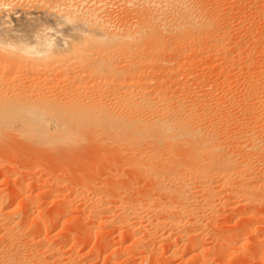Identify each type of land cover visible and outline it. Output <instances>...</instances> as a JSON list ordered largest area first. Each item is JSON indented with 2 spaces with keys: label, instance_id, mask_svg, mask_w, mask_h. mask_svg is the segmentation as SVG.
<instances>
[{
  "label": "bare ground",
  "instance_id": "6f19581e",
  "mask_svg": "<svg viewBox=\"0 0 264 264\" xmlns=\"http://www.w3.org/2000/svg\"><path fill=\"white\" fill-rule=\"evenodd\" d=\"M32 1L0 0V146L4 147L3 149L11 148L9 145L12 147L18 145L19 148L25 149L28 147L29 149L32 148L31 150H37L44 155L47 153L46 155H53L59 159L64 157L75 158L76 155L79 156L82 153V155H85V151L87 154L88 152L93 154L94 149H100L101 151H96V154L98 152H103L102 154H105L104 152L111 153L110 157L112 158L108 157L109 159H116L118 162L127 165L126 167L135 164L131 167L134 166L135 169L137 166L141 171L138 173H143L142 178L145 176L144 180L148 181L146 182V184H149L148 189H150L148 191L146 188L148 194H154L157 198L160 196L163 201L167 199L165 202H158L157 198H155L157 200H151L149 199L150 195L145 194L147 197L145 202H148L145 205L142 199L143 196L140 198L141 193H137V198L135 197L136 193L133 195L132 191L129 194L134 196L133 200L128 197L129 194L120 197L121 202L118 198L119 207H121V213L119 212L121 223L133 238L130 245L133 251L138 253L140 261L144 264H160L158 261L162 257L160 252L161 243L155 242L154 239L159 237L162 240L173 237L175 242L183 241L184 246L187 245L188 252L191 256L193 255L191 259H196L199 254L200 257L202 256L200 264L202 262L207 264L206 255L203 257V255H200L202 252L197 253L196 248L198 247L199 236L204 233V227L209 226L211 216H215L220 209H217V204H220L219 207L223 206L221 209L224 207L228 209L227 207L232 205L231 202L235 199L252 205L256 203L260 206L264 205V68L262 67L261 70L260 67H257L260 71L256 70L257 73L251 76V80L250 77H247L250 80L249 83H246L249 92L245 88L243 89L245 86L242 89L245 90L244 93H252V99L249 102L244 100L248 104L247 106L243 102L246 106L244 109L245 117L243 113L245 119L240 120V126L244 128L240 131L239 126L238 131L240 132L236 128L238 133L231 134L230 124L237 121L238 125L239 119L236 120L228 113L229 119L226 121L228 124L224 122L226 124L225 129L221 126L223 121L220 118L213 117L214 106L212 105L213 108H211V104H213L211 103V97H213L214 92H211L210 98L207 94H204L206 91L201 92L202 95L198 92L194 93L195 90L193 93L188 94L186 93L188 90L185 92L183 87L176 85L182 82H177L174 78L176 71H181L177 72L178 74L183 73L182 70L185 67L183 57L180 56L185 55L186 58V54L189 52L194 53L195 49L197 55H199L198 52H200V49L202 52L203 48L198 49L201 42L209 44V49L206 50L209 52H218L216 51L218 48H224L223 52L221 51L225 54L224 57L228 54L226 47L230 43L236 42L229 41V29L220 26V22L223 20L221 21L217 16L210 13V10L207 11L202 6V2H199V0H160L158 3L159 11L154 7L152 11H145L140 6L130 9L129 12L126 6L128 10L124 12L125 18L123 16L124 19L116 18V20L110 16L111 13H109L110 15L105 13V7L101 4L106 0L103 2L102 0H54V3L52 0H36V2L33 1L34 3ZM146 1L149 2V0ZM128 2L132 3L133 1L129 0ZM121 10L124 11L122 8ZM121 10L120 15L119 13H116V15L121 16ZM126 16H130L131 21ZM132 18L134 19L132 20ZM239 40L241 41V39ZM182 42L187 43L185 45L188 49L179 46ZM259 42L252 45L251 49L254 50L260 44ZM184 44L183 46H185ZM207 44H203V46L206 45L207 47ZM230 53H233V51ZM238 54L239 57L240 53ZM197 55L195 54L196 58ZM210 55L212 54L210 53ZM214 55L210 57L217 59ZM191 56L188 55L187 58ZM229 56L228 59H230ZM177 57H180L184 63L178 61ZM221 57L223 58L222 55ZM241 58L242 56L238 59L241 60ZM224 59L226 60V58ZM189 62L187 63L189 64ZM200 62H198L199 65ZM191 65H189L190 67L186 65V67L192 68ZM229 65L226 67L229 68ZM231 65L237 67L233 63ZM250 65L252 66V63ZM211 66L215 67L214 64H211ZM254 67L256 68V65H253L252 68L254 69ZM160 69L165 71V73L163 72V75L165 74L163 78H159L157 75ZM229 70L231 69H228V72H230ZM189 71H194V69ZM218 73L220 72L218 71ZM243 73L245 72L243 71ZM229 74L231 73H227V75ZM178 76L177 79L179 80ZM183 79L181 78V81ZM222 79L225 80L223 77ZM205 81L207 80L203 82ZM185 82L187 81L185 80ZM228 82L231 83V80L229 79ZM240 82L238 80V84ZM244 82H247V80ZM221 83H223L222 80ZM224 83L227 82L224 81ZM185 84L181 85L185 86ZM224 85L228 86V84ZM190 86L189 88L192 90L189 91L191 92L194 86ZM216 87L218 86L216 85ZM217 89H215L216 93H218ZM236 91L239 92L238 89ZM234 92L233 94H236ZM219 93L217 96L222 98L224 93L221 91L223 93L221 96ZM230 94L229 96H231ZM249 96L244 97L249 98ZM224 98L223 100L218 99L223 103ZM218 99H216V102L214 100L212 102H215L217 106L221 104L222 107V103ZM225 101L227 104L228 100L225 99ZM221 107L219 106V109ZM230 107L232 106L230 105ZM227 109L225 108L221 112ZM217 111L216 113H218ZM233 111L235 113V110ZM232 112H230V115ZM224 117L227 116L222 115V119ZM239 117L236 115V118ZM221 127L225 131L227 127H230V130L228 129L230 134L223 131L222 135H225L223 137L221 132H218V128ZM232 130L234 131V129ZM18 146L14 149H18ZM112 153L117 158H114ZM72 154L74 155L72 156ZM42 156L40 155V158ZM93 156L95 155L93 154ZM86 159L88 158L86 157ZM116 160L112 162H116ZM88 161L91 160L88 159ZM111 161L106 162L112 165ZM126 162L128 164H125ZM92 164L94 165V163ZM121 167H123L122 164ZM131 167L129 166L132 170ZM129 168H126V170L129 171ZM43 169H45V166H43ZM86 170L84 172H87ZM109 170L113 171L112 169ZM60 171L67 173L64 172L66 170L60 169ZM106 173L105 175H107ZM62 175L64 177L65 174ZM86 175L88 177L89 174L86 173ZM101 176L103 175L95 177L99 179L98 177ZM111 176L115 177L112 174ZM109 177L104 176L107 182H111L110 180L113 179L111 177L112 179L109 180ZM127 177L129 178V176ZM56 179H59V177ZM101 180L98 181H101L102 187H105L108 183L103 179ZM123 180L126 179L123 178ZM73 182L75 181L73 180ZM80 182L82 181L80 180ZM49 184H53V181ZM85 184H87L85 185L87 187L93 186L92 188L97 185L92 180L87 181ZM137 184H139L138 181ZM98 185L100 187V184ZM136 185L134 186L136 187ZM46 187L49 189L48 186ZM101 189L100 187L99 191L97 190L99 193H96L99 196L102 194L104 197L105 193ZM96 193L94 194L97 195ZM162 196L166 198L164 199ZM29 197L26 196V199ZM14 198L15 196L10 201L13 202ZM139 198L142 200H139ZM96 200H98V196ZM62 201L64 200L62 199ZM105 204L107 205V203ZM28 206L30 207V205ZM104 206L102 205V207ZM2 207V204H0V264H31V262L35 264H74L71 260L69 262L68 258L62 255L56 247L51 246L47 242L48 239L46 242L50 246L43 243L44 250L42 253L25 255L27 252L24 254L19 248H22L26 239L30 240V237L24 238V244L20 245L21 240H23L22 237L25 236L24 232L29 233L26 230L29 226H27L28 224L25 225V220L22 219L21 215V218H16L11 214L13 212L10 213L9 211L8 214H5L4 212L7 210L2 212ZM29 207L24 212L26 215L35 216L36 222H34L35 220L31 221L44 223L43 225H45V220L42 219V223L40 217L41 221L37 219L39 211L35 208H32L34 209L32 210ZM106 207L108 208V206ZM106 207H104L105 211ZM91 208L95 210L94 207ZM100 208H96V210H102ZM144 209L147 210L146 214L144 213L145 216L148 214L153 215L151 217L153 220L150 218L152 220V225L150 224L152 232L151 229H146L142 220L140 221L141 218L139 219L141 213L144 215L142 212ZM95 216L97 217V215L93 217ZM60 217L61 215L58 212L49 221L56 225ZM143 219L146 220L147 218L143 217ZM23 225L27 228L25 229ZM185 226H188L189 230L185 228V231ZM142 230L144 232L150 231L149 238L145 239L146 241L140 235ZM83 231V233H86V231L88 233L89 229ZM98 232L100 231L98 230ZM185 232L191 235L192 242L191 238L190 242L188 240L187 243L185 242L187 236ZM190 232L194 234L192 235ZM233 234L232 238L234 237ZM36 239L44 241L46 238L42 240L37 236ZM36 239L32 238L31 240L34 242ZM30 242L28 241V243ZM154 243V249H148L149 245ZM28 246L31 245L28 244ZM38 247L36 250H39ZM33 249L34 247L28 253L38 252ZM40 249L42 250L41 245ZM177 250V248L176 250L173 249L170 253L175 257ZM44 256L45 258H43ZM199 258L198 260H200Z\"/></svg>",
  "mask_w": 264,
  "mask_h": 264
},
{
  "label": "rangeland",
  "instance_id": "374dc122",
  "mask_svg": "<svg viewBox=\"0 0 264 264\" xmlns=\"http://www.w3.org/2000/svg\"><path fill=\"white\" fill-rule=\"evenodd\" d=\"M33 1L36 2V0H33ZM33 1H32V3H34ZM55 1H57V0H55ZM95 1H99V0H95ZM103 1L104 0H102V2ZM128 1L129 0H106L101 5L105 7V13H108V15H110L109 13H111L110 16L112 18H115V19L119 18L121 20H122L123 16L125 18L124 12H126L128 9H129L128 10L129 12L131 11L130 9L137 8L140 6L145 11H152L153 7L157 8L158 11L160 9L159 4H158L160 2V0H149V2H147L146 0H132L133 1L132 3H129ZM52 2L54 3V0H52ZM199 2H202L201 3V4H203L202 6L204 8H206L207 11L210 10L209 11L210 13L217 16L218 19H220L221 21L223 20L222 22H220L221 23L220 26H222L223 28L229 29V32H230L229 38H228L229 41H232V43L236 41L235 43H237V44L233 43L234 44L233 45L230 43L231 45L229 44V46L226 48H227L228 54L232 51H233V53H230L229 54L230 56L227 54L224 57L225 54L221 53V51L223 52L224 48L220 47L221 50H220V48H218L216 50L218 52H209V51H206L209 49V44H207V42H201L200 43L201 46L199 45L200 47H198V49L203 47L202 52L200 49V52H198V53H199V55H202V56L197 55L196 49L194 50V48H192L194 51L191 49L197 55V58H199L198 60H196L197 58H196L195 54L190 53V52L188 54H186V58H185V55L180 56V57H183L182 60L186 64L181 60L180 57H179L180 60L177 57L178 61H182L184 63L185 67H184V70H182L183 73L178 74L177 72H179L180 70L176 71L175 75H177V74L179 75V76L177 75L179 77V80L177 79V76H175V75H174V78H176L177 82H180V83L182 82L181 84H183V85L185 83H187V84H185V86H182L181 84H178V83L176 85H178V86L180 85L179 87H181V88L183 87L185 92L188 90V92H186L188 94L193 93L195 90L194 93L198 92V94L202 95L206 91L204 94H207V96H209V98H210L211 97L210 94H212L214 92L212 94L213 97H211V98H212V101L214 100L215 102H216V99L220 98L221 100H223V97H225L223 103L220 99H218L219 102L222 103V107H221V104L217 106V105H215V102L211 101V103H213V104H211V108H213V106H214V108L216 110L217 108L219 109V106L221 107L219 110L217 109L218 111L216 110L218 113H216V111L213 108V112L216 113V114L213 113V117L214 118H220L221 121H223L221 126H223L224 129L226 126L225 123L228 124V122H226V121L229 119V116L235 118L236 120L239 119L238 125H237V121L230 124L231 126L228 125L231 127V130H230V127H227L226 131L222 127L218 128L219 130L217 129L219 133L221 132V135L224 133L223 131L227 132V134H230L229 133L230 131H231V134L232 133L235 134V133L240 132L241 131L240 129L243 130V128H244V127L240 126L241 125L240 120L245 117V112H244L245 110L244 109L248 105L246 102H249L252 99V97H251L252 93L247 94L246 92L245 93L243 92V91L247 90L248 85L246 86V83L250 82V80L252 78L251 76H254V74H256L257 71H260V69L262 67L264 68V16H263L264 15V0H199ZM107 4H110V5H107ZM126 6L128 7V9ZM119 8H120V10H121V8L124 10V11L121 10V14H122L121 16H119L120 15ZM118 10H119V12H118ZM113 13H114V15L112 16ZM116 13L117 14L119 13V15H116ZM126 18L130 19L131 17L126 16ZM133 19L134 18H132V20ZM130 21H131V19H130ZM223 24H225V25H223ZM239 39H241V41ZM239 42L241 43V45H239L240 44ZM258 42L260 44L257 45V47L254 50L251 49L252 45L257 44ZM183 44H184V42H182V44H180L179 46L188 49L186 47L187 43H185L186 45L184 44L185 46H183ZM203 44H207L208 48L206 47V45L203 46ZM238 46H240V47H238ZM249 49H250V51H249ZM207 52L209 53V55ZM206 53H207V56H206ZM210 53L212 55H210ZM217 53H218L219 57H217L218 56ZM238 53H240L239 57H238V55H239ZM172 54H174V53H172ZM188 55L189 56L192 55L190 58L188 57L189 60L191 59L190 62L187 58ZM213 55L216 56L217 59H215V57L213 59H212V57H210ZM221 55L223 56V58L222 57L220 58ZM175 56H176V54H175ZM228 56L230 59H228ZM241 56H242L241 60L238 59ZM235 57H238V58H235ZM192 58L194 59L196 64L193 63L194 61L192 62V60H193ZM224 58H226V60ZM186 59H187V61H186ZM242 59L244 62L242 61ZM227 60H229V61H227ZM231 60H234L235 62L231 61ZM236 60H237V64H236ZM187 62H189V64ZM198 62H200V65L198 64ZM202 62H204V63H202ZM249 62H250V64L252 63V66L249 64ZM191 63H192V65H191ZM232 63L234 65H237V67L231 65ZM194 64H195V66H194ZM211 64H214L215 67H212L213 65L211 66ZM226 64L229 65V68L226 67L227 66ZM240 64H241V66H240ZM246 64H247V66H246ZM186 65H188V66L191 65L192 68H188V66L186 67ZM238 65L242 69H240L238 67ZM243 65H245V66L243 67ZM253 65L254 66L256 65V68L254 67V69H253L252 68ZM194 67H196L197 70ZM257 67L258 68L260 67V69H258ZM223 68H224V70H223ZM226 68L231 69V70H229L230 72H228V69L226 70ZM187 69H188L189 73L187 72ZM193 69H194V71H189V70H193ZM244 69L245 70L247 69V70L245 71ZM160 70H159V74H157V75L159 78L160 77L163 78L165 76V74L163 75V72L165 73V71L161 70V73H162L161 74ZM220 70H222V71H220ZM238 70L239 71L242 70V71L239 72ZM248 70H249V72H248ZM218 71L220 73H218ZM243 71L245 73H243ZM173 72H175V70H173ZM226 72L231 73V74L227 75ZM250 72H252L253 74H251ZM241 73H242V75H241ZM153 74H155V73H153ZM181 74H183V75H181ZM192 74H193V76H191ZM219 74L221 77L219 76ZM245 74H246V76H245ZM160 75H162V76H160ZM224 75H225V77H224ZM180 77L182 79L183 78L184 79L181 81ZM222 77L225 79L224 81H226L227 83H224ZM247 77H250V80ZM228 78L231 80L232 86H231V83H229L230 81L228 82V80H229ZM201 79L202 80L204 79L207 81L210 80L211 83H210V81L208 83H205L207 81L203 82L204 80L201 82L200 81ZM215 79H216V81H214ZM245 79L247 80V82H244V81H246ZM185 80L187 82H185ZM221 80L223 83H221ZM238 80H239V82L241 81L240 84H238ZM190 81L191 82L194 81V83H192L193 85L191 84ZM198 81H200V82L198 83ZM234 82H235V84H234ZM188 83H190L192 87L194 86L193 91H191V92L189 90H192V89L189 88L190 84H188ZM202 83H203V85H202ZM224 84H228V86L224 85ZM198 85L202 86L203 88L198 86ZM206 85H209V86H206ZM216 85L218 87H216ZM239 85H240V87H239ZM243 86H245V87H243ZM184 87H186V88H184ZM242 87H243V89L245 88V90H243ZM199 88H200V90L202 89V91H200ZM204 88H206V89H204ZM212 88H214V89H212ZM221 88H222V90H221ZM207 89H208V91H207ZM210 89H212L213 91ZM215 89L218 90V93L219 92L221 93V91L224 93V95H223V93H221V94L219 93L220 96L223 95L222 98L217 96L218 93H216L217 91L215 92ZM237 89L241 93L237 92L236 91ZM240 90H242V91H240ZM201 92H203V93H201ZM233 92L236 94H233ZM247 92H249V90H247ZM228 93L229 94L231 93L230 94L231 96H229ZM226 94L228 95V97H226L227 96ZM238 95L240 96V98ZM242 95H244L246 97H248V95H250L249 96L250 99L246 98ZM228 98H230V99H228ZM243 98H245V99H243ZM225 99L230 101V102L227 101V104H226ZM231 99H233L234 101ZM240 99L242 102L240 101ZM244 100H246V102ZM232 102H233V104H232ZM243 102L246 103V106L244 105L245 103L243 104ZM230 105L232 107H230ZM223 107H224V109L228 108L230 111L228 109L225 110L226 114H225V111L221 112L224 110ZM241 108L243 109V111ZM232 110H235V113H234V111L232 112ZM238 110L240 111L239 113H238ZM230 112H232L235 116L232 113L230 115ZM243 113H244V117H243ZM221 114L224 116H227V117H224L222 119ZM214 115H216V116H214ZM236 115H237V117H239V116L241 117V115H242V117L236 118ZM235 123H236V125H235ZM238 127H239L240 131H238ZM236 128H237L238 132H236ZM232 129H234V131ZM223 137H225V135ZM17 146L18 145H16V147H12L11 145H9V147H11V148H7L8 150L6 148L3 149L4 147L0 146V204H2V206H3L2 207L3 210L1 209L2 212L6 211V210L7 211L4 212L5 214H8L9 211H10V213L13 212L11 214H13V216L16 218H19V217L21 218V216H22V219L25 220V225L28 224L27 226H29L27 228V227H25V225H23L25 229L27 228L26 230H28V232L30 234L28 232H27L28 234H26L24 232V235L25 236L28 235V236L25 237L22 234L23 240H21V242H20L21 243L20 245L22 246L24 244V240H25L24 238L30 237V240L29 239H26L27 241L25 240V244L23 245L24 247L22 246V248H24V249L26 248V250L22 249L21 247L19 248L22 250V252L24 254L27 252L25 255H28V256H30L32 254L38 255V254L43 252V250H44L43 246L44 245L50 244L51 246H54V247H56V249L61 251V254L66 256L68 258L69 262L71 260L74 264H114V263L115 264H144L140 261V257L138 256V253L136 251H133V249L130 245L131 242L133 241V238H131L128 231L125 229V227H123V225L121 223V215H120L121 207H119L120 202H121L120 197H122V196L125 197L127 194L131 193V191H132L133 195L136 193L135 197H137V193L140 192L141 193L140 198L143 196L142 199L144 200V202H145V198H147L146 195H148V196L150 195L149 199H151V200H157L158 199L157 200L158 202H161L163 200H161L160 196H158V195H157L158 196V198H157V197H155L156 195H154V194H151V193L148 194L149 193L148 191L150 190V189H148L149 184L147 183L148 187L146 184V182H148V181L144 180L145 176L142 178V175H144L143 173H138L141 171H139L140 169H138L137 166L135 169H134V166H133V168L131 167L132 165H135V164L129 165L132 168V170H131L129 168V166L126 167L127 165H124L123 163L118 162L116 159H113V160H116V162L115 161L112 162L113 160L109 159V158H112V157H110L111 153L108 154V153L104 152L106 155H109V156L102 154L103 152H98V154H96L97 153L96 151H99L100 149L99 150L94 149L92 151L95 156H93V154L88 152V150H87L88 154L85 153L86 151L84 152L85 155H82L83 153L82 154L80 153L81 154V155H79L80 158H79V156L76 155L75 156V158L77 157L76 159L73 157H71V158L69 157L70 159L68 157H64V158H62L63 159L62 160V159H59L58 157L53 156V155H49V154L46 155L47 153H45V155H44L42 152H38L37 150H35V151L31 150L32 148L29 149L28 147H26V149H25L22 147L19 148L20 146H18V149H14V148H17ZM1 148H2V150H1ZM13 151H15V152H13ZM36 151L38 152V154L36 153ZM39 154L41 156L42 155L43 156L40 158ZM89 154H91V155H89ZM31 155H33V156H31ZM73 155L74 154H72V156ZM97 155H99V156H97ZM68 156H71V155H68ZM112 156H114V154ZM81 157L83 159L82 161H81ZM86 157L91 161H88V159H86ZM102 157H104V158H102ZM115 157L116 156H114V158ZM32 158H34V159H32ZM106 161L107 162L111 161L112 165H110ZM91 162L94 163V165ZM128 162H126L125 164H128ZM133 162H136V161H133ZM118 163H119V165L117 166ZM121 164L123 165V167L125 169L123 167H121ZM41 166H42V168H41ZM43 166H45V169L48 168V169H46L47 171L45 169H43ZM89 167H91V168H89ZM49 168L52 170H50ZM126 168H129L131 171L126 170ZM60 169H62L63 171L66 170L64 172H67V173H63L62 171H60ZM109 169H112L113 173ZM137 169H138V171H137ZM44 170H45V172H44ZM48 170H49V172H48ZM85 170L87 172H84ZM114 170L118 171L120 174ZM132 171H134V172H132ZM50 172H52V173H50ZM56 172H60V173L57 174ZM82 172H84V173H82ZM114 172L117 174H115ZM53 173H54V175H52ZM86 173L89 174L88 177H87ZM90 173L91 174L93 173L94 175H91ZM105 173L109 176H111V174H112V175H115V177L116 176L117 177L116 178L114 177L115 178L114 179L113 176H111L114 179L113 180L111 177L105 175ZM108 173H110V174H108ZM62 174H65L66 176L64 175V177H63ZM99 175H103V176H101L103 178L98 177L99 179H97V177H95V176H99ZM120 175L121 176L123 175V176L119 177ZM126 175L129 176V178ZM104 176L106 178L109 177V180L111 178L112 180H110V181L112 183L107 182L106 181L107 179L104 178ZM57 177H59V179H56ZM63 178H64V180H63ZM117 178L118 179L120 178V179L118 180ZM123 178L126 180L124 181ZM83 179H85L84 182H83ZM101 179H103V181H106L110 186L108 184H106L107 186L104 184L105 187H102L103 184L101 185V181H102ZM46 180H47V182H46ZM57 180H60L61 182L57 181ZM73 180L75 182H73ZM80 180L82 182H80ZM86 180L87 181L92 180L94 182V184L97 183V185L100 184V187L102 188L101 191H103L105 193V195H104V197H106V199H104L105 201L103 200L104 197L102 194H100V196H99V194L96 193L99 191L98 189H100L99 185H98V188H97V185H94V186H96V187H94L96 189L92 188L93 186L87 187V186H85V185H87V184H85L87 182ZM98 180H101V181H98ZM52 181H53V184H49V182L51 183ZM137 181L139 184H137ZM113 182H115V183H113ZM118 183H119V185H118ZM58 184L61 186H59ZM134 185H136V187ZM46 186H48L49 189ZM50 186H52V187H50ZM124 186H126V187H124ZM85 187L89 190V192ZM137 188H138V190H137ZM146 188L148 189V191L146 190ZM83 189H86V190H83ZM90 190H91V192H90ZM118 191L120 192L119 193L120 195L118 194ZM143 192H145V193L142 194ZM94 193H96L97 195H95ZM26 194H28V195H26ZM132 194L128 195V197L131 200H133L132 198H134V196H132ZM112 195H114V196H112ZM13 196H15V198H14V201L11 202L10 199ZM26 196H30V197L28 199H26ZM97 196H98V200H96ZM130 196H132V197H130ZM151 196H153L154 198ZM30 198L33 200L32 202H31ZM99 198H100V200H99ZM107 198H109V199H107ZM118 198H119L120 202L118 201ZM137 198H135V199H137ZM140 198H139V200H142ZM155 198H157V199H155ZM163 198L165 199L166 197H163ZM62 199L64 201H62ZM101 199H102V201H101ZM166 200H164L163 202H165ZM103 201H104V203H103ZM98 202H101V203L98 205L97 204ZM152 202H156V201H152ZM239 202H241V201H236L235 199L232 200L231 204L233 206L229 205L230 208L227 207L228 209H226L225 207L223 209H221L223 206L221 205V207H219L220 204H217L218 208H217V206H216V208L217 209L220 208V209L217 211V214L215 216L214 215L211 216V218H210L211 222L209 223V226L208 225L205 226L204 227L205 230L203 231L204 233L199 236V238H198L199 243L197 244L198 247L196 248L197 249L196 251H197V253L202 252L203 254L200 253V255H203V257L206 255V257H207L206 262H208L207 264H209V263L210 264H264V207H262L264 205L260 206L258 203H256V204L254 203L256 205L255 206V205H252L251 203H246V202L245 203L244 202L239 203ZM105 203H107V205ZM147 203L148 202L146 201L145 205H147ZM64 204H66V205H64ZM101 204L105 205L104 207L108 206V208L106 207V211H105L104 207H102ZM109 204H110L111 208H110ZM28 205H30L31 208ZM27 207H29L30 209L35 208L37 211H39L40 213L38 212V214H37L38 216L36 215L37 219L40 220V218H41V220L42 219L45 220V225H43L44 224L43 220H42L43 224L34 223V222H36V219H34L35 216L33 217L30 214L26 215L24 212ZM91 207H94L95 210ZM100 207H102V208H100ZM96 208L97 209L100 208L102 210H96ZM107 209H109V210H107ZM32 210H34V209H32ZM99 211H101V212H99ZM21 212L22 213L24 212V213L22 214ZM58 212L61 215V217H60V219L56 225L52 224V222H50V221L52 220L53 215L56 213L58 214ZM142 212H143V214L144 213L146 214L147 210L144 209V211H142ZM218 212H219V214H218ZM88 213H90V214H88ZM93 213H94V215H97V217L96 216L93 217L94 216ZM82 214H84V215H82ZM145 214L142 215V213H141L140 215L142 217L139 215L140 216L139 219L141 218L140 221L142 220V223H144V225L146 226V229H148V230L151 229L150 231L152 232V226H151L152 224L151 223H152L153 218H151V217H153V215L148 214L145 216ZM27 216H28V218L26 219ZM29 216H30V218H29ZM84 217H86V218H84ZM143 217L144 218L146 217L148 220L143 219ZM31 220H33V221L35 220V221L33 222ZM81 220L83 221L82 223H81ZM84 220H87V221L85 222ZM30 221H31V223H30ZM90 221H92V222H90ZM149 221H151V222H149ZM148 222H149V225L147 224ZM23 223H24V221H23ZM83 225H86V226H83ZM89 225H92V226H89ZM30 226H32L34 228H32ZM81 228H82V231H81ZM185 228H188V226L184 227V230L186 231ZM246 228H247V230H246ZM76 229H78L79 232H78V230L76 232ZM88 229H89V231H88L89 234L86 231ZM83 230H85L87 234L83 233L84 232ZM98 230L100 232H98ZM187 230H189V228ZM147 231L144 232V230H142L140 232L141 233L140 235L142 237H144V241H146L145 239H148L149 238L148 235H150V233H149L150 231H148L149 234L147 233ZM68 232H70V233H68ZM188 232L187 233L185 232L187 235L185 242L187 240L190 242L191 235ZM233 233H236L237 235L233 234ZM96 234H98V235H96ZM191 234L193 235L194 233H191ZM232 234L234 236L233 238H232ZM37 236H38V238L40 237L41 239H42V237H44L42 240H44L45 238L46 239L44 241H38L40 239L37 240L36 239ZM95 236H97V237H95ZM235 237H237V238H235ZM32 238L36 239L37 242L36 241L32 242V240H31ZM46 240L49 244L46 242ZM28 241L29 242L31 241V242L28 243ZM154 241L158 242L159 244L161 243L160 244V252L162 254L161 255L162 257H160L161 259L158 261V262H160V264H167V263L168 264H179V263L180 264H200L201 263L202 256L200 257L198 254L197 258L194 257L196 259H191V258H193V255L191 256V254L188 252L189 251L188 247H186L187 245L184 246L185 243L183 241H179V242L176 241L175 242V239L173 237L171 239H162V240L159 237H157L154 239ZM35 242L37 245L35 244ZM38 242L40 243L42 250L40 249V245H38L39 244ZM191 242H192V238H191ZM43 243H44V245H43ZM28 244L31 246H28ZM0 246H1V244H0ZM36 246L37 247L39 246L38 247L39 250H36V248H37ZM107 246H109V247H107ZM154 246H155V243L150 244L148 249L153 250ZM27 247L28 248L31 247L30 249H32L34 247L33 250L38 251V252L34 253V251L31 250L33 253L31 252L29 254L28 252H30L29 251L30 249H28ZM176 248L178 249L177 255L174 257L170 252L173 249L176 250ZM105 250H107V251H105ZM151 253H152V251H151ZM195 254H196V252H195ZM43 258H45V256ZM198 258L200 260H198ZM52 259H53V257H52ZM167 259H170V260H167ZM196 260H198V261H196ZM31 264H35V263L31 262ZM202 264H204V262H202Z\"/></svg>",
  "mask_w": 264,
  "mask_h": 264
}]
</instances>
